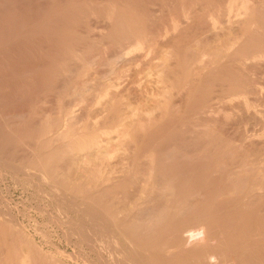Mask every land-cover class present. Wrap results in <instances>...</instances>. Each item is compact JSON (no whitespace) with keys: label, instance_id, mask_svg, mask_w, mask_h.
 I'll use <instances>...</instances> for the list:
<instances>
[{"label":"rangeland","instance_id":"rangeland-1","mask_svg":"<svg viewBox=\"0 0 264 264\" xmlns=\"http://www.w3.org/2000/svg\"><path fill=\"white\" fill-rule=\"evenodd\" d=\"M0 264H264V0H0Z\"/></svg>","mask_w":264,"mask_h":264},{"label":"bare ground","instance_id":"bare-ground-1","mask_svg":"<svg viewBox=\"0 0 264 264\" xmlns=\"http://www.w3.org/2000/svg\"><path fill=\"white\" fill-rule=\"evenodd\" d=\"M247 4H249V3H247ZM242 5H243V4H242ZM245 5H246V4H245ZM241 7H242V6H241ZM243 7H244V6H243ZM248 7H249V6H248ZM9 9H10V8H9ZM198 10H199V9H198ZM215 10H216V9H215ZM242 10H243V9H242ZM208 11H209V10H208ZM214 13H216V12H214ZM214 15H215V14H214ZM210 16H211V15H210ZM238 16H239V15H238ZM245 16H246V15H245ZM202 17H203V16H202ZM202 17H201V18H202ZM206 17H207V16H206ZM216 20H217V18H216ZM217 21H218V20H217ZM242 21H243V20H242ZM242 21H241V22H242ZM211 22H212V21H211ZM220 22H221V21H220ZM220 22H218V23H220ZM212 23H213V22H212ZM237 23H238V22H237ZM242 23H244V21H243ZM209 24H210V23H209ZM215 24H216V23H215ZM217 25H218V24H217ZM206 27H207V26H206ZM208 27H209V26H208ZM248 28H249V27H248ZM252 28H253V27H252ZM175 29H176V28H175ZM193 29H194V28H193ZM214 29H215V28H214ZM236 29H238V28H236ZM192 31H193V30H192ZM232 31H233V30H232ZM193 32H194V31H193ZM234 32H235V31H234ZM12 33H13V32H12ZM225 34H226V33H225ZM179 35H180V34H179ZM221 36H222V35H221ZM224 36H225V35H224ZM239 36H240V35H239ZM235 38H236V37H235ZM221 40H223V39H221ZM26 41H27V40H26ZM214 41H215V40H214ZM135 42H136V41H135ZM149 42H150V41H149ZM221 42H222V41H221ZM138 43H139V42H138ZM144 43H145V41H144ZM146 43H147V42H146ZM224 43H225V42H224ZM151 44H152V43H151ZM222 44H223V43H222ZM225 44H226V43H225ZM138 45H139V44H138ZM147 45H148V43H147ZM143 46H146V45L144 44ZM143 46H142V47H143ZM151 46H152V45H151ZM140 48H141V47H140ZM208 48H209V47H208ZM137 49H138V48H137ZM227 49H228V48H227ZM138 51H139V50H138ZM168 51H169V50H168ZM206 51H207V50H206ZM15 52H16V51H15ZM255 54H256V53H255ZM255 54H254V55H255ZM160 60H161V59H160ZM202 60H204V59L202 58ZM168 61H169V60H168ZM198 61H199V60H198ZM163 62H164V61H163ZM201 63H202V62H201ZM168 64H170V63H168ZM196 64H197V62L195 63L194 66H196ZM204 64H205V63H204ZM162 65H163V64H162ZM198 65H199V63H198ZM160 66H161V65H160ZM203 66H204V65H203ZM206 66H207V65L205 64V67H206ZM164 67H165V66H164ZM202 68H203V67H202ZM151 69H152V68H151ZM199 69H200V68H199ZM129 70H130V69H129ZM190 70H191V69H190ZM192 70H193V69H192ZM197 70H198V69H197ZM197 70H196V71H197ZM204 70H205V69H204ZM196 71H195V73H196ZM200 71H202V70H200ZM197 72H198V71H197ZM191 73H192V72H191ZM193 73H194V72H193ZM193 73H192V74H193ZM200 73H201V72H200ZM165 74H166V73H165ZM195 75H196V74H195ZM165 76H166V75H165ZM198 76H199V75H198ZM151 77H152V76H151ZM162 77H163V76H162ZM160 78H161V77H160ZM163 79H165V78L163 77ZM196 79H197V78H196ZM97 80H98V79H97ZM88 82H89V81H88ZM111 82H112V81H111ZM162 82H163V80H162ZM135 83H136V82H135ZM85 84H86V83H85ZM144 84H145V83H144ZM165 84H166V82H165ZM128 85H130V84H128ZM133 85H134V84H133ZM92 86H93V85H92ZM108 86H109V85H108ZM144 86H145V85H144ZM165 86H166V85H165ZM73 87H74V86H73ZM112 88H114V87H112ZM146 88H147V87H146ZM86 89H87V88H86ZM134 89H135V88H134ZM75 90H76V89H75ZM83 90H85V89H83ZM88 90H89V89H88ZM86 92H87V91H86ZM70 93H71V92H70ZM79 93H80V92H79ZM136 93H137V92H136ZM84 94H85V93H84ZM112 94H113V93H112ZM133 94H134V93H133ZM153 94H154V93H153ZM79 96H80V95H79ZM111 96H112V95H111ZM100 97H101V96H100ZM93 98H94V96H93ZM112 98H113V97H112ZM55 99H56V98H55ZM87 99H88V98H87ZM91 99H92V98H91ZM72 100H74V99H72ZM84 100H85V99H84ZM164 102H165V101H164ZM235 102H236V101H235ZM72 104H73V103H72ZM78 104H79V103H78ZM91 104H92V103H91ZM104 104H105V103H104ZM107 104H108V103H107ZM143 104H144V103H143ZM109 105H110V103H109ZM78 106H79V105H78ZM66 107H67V106H66ZM81 107H82V106H81ZM149 110H150V109H149ZM45 111H46V110H45ZM104 111H106V110H104ZM42 112H43V111H42ZM47 112H48V111H47ZM209 112H211V111H209ZM50 113H52V112H50ZM129 113H130V112H129ZM48 114H49V113H48ZM53 114H54V113H53ZM126 114H127V113H126ZM209 114H210V113H209ZM209 114H208V115H209ZM44 115H45V114H44ZM54 115H55V114H54ZM82 115H83V114H82ZM133 115H134V114H133ZM227 115H228V114H227ZM128 116H129V115H128ZM137 116H138V115H137ZM51 117H52V116H51ZM151 117H152V116H151ZM202 118H203V117H202ZM43 119H44V118H43ZM92 119H93V118H92ZM144 120H145V119H144ZM69 121H70V120H69ZM73 121H74V120H73ZM137 121H138V120H137ZM145 121H147V119H146ZM41 122H42V121H41ZM74 122H75V121H74ZM79 122H80V121H79ZM143 122H144V121H143ZM153 122H154V121H153ZM136 123H137V122H136ZM141 123H142V122H141ZM98 124H99V123H98ZM143 124H146V123H143ZM143 124H142V125H143ZM59 125H60V124H59ZM73 125H74V124H73ZM127 125H128V124H127ZM129 125H130V124H129ZM129 125H128V127H129ZM131 125H132V124H131ZM135 125H136V124H135ZM142 125L140 124L141 128H142ZM147 125H148V124H147ZM195 125H196V124H195ZM143 126H145V125H143ZM151 126H152V124H151ZM68 127H70V126H68ZM128 127H127V128H128ZM152 127H153V126H152ZM63 128H64V127H63ZM72 128L74 129L75 127H72V124H71V128H70V129H71L72 132H75L74 130H72ZM127 128H126L125 130H123V131H128ZM129 128H130V127H129ZM141 128H140V129H141ZM76 129H77V128H76ZM143 130H144V129H143ZM71 131H70V133H69V130H68V128H67V132H65V134L63 133L64 135H62V136H63V137H66L65 139L67 140L68 135H69V134L71 135ZM144 131H145V130H144ZM134 132H135V131H134ZM140 132H142V130H140ZM146 132H148V131H146ZM125 133H126V132H124V135H125ZM131 133H132V132H131ZM73 134H74V133H73ZM109 134H110V133H109ZM128 134H129V132L127 133V135H128ZM107 135H108V133H107ZM119 135H120V134H119ZM119 135H116V137L119 136ZM127 135H126V136H127ZM122 136H123V133H122ZM122 136H121L119 139L123 138ZM129 136H130V135H129ZM71 137H72V136H71ZM75 137H76V135H75ZM75 137H74V138H75ZM58 138L60 139V138H62V137L59 135ZM58 138H57V139H58ZM107 138H108V137H107ZM117 138H118V137H117ZM127 138L130 139L128 136H127ZM127 138H126V139H127ZM62 139H63V138H62ZM72 139H73V138H72ZM97 139H98V137H97ZM97 139H96V140H97ZM112 139H114V138H112ZM124 139H125V138H124ZM66 140H65V142H66ZM99 140H100V139H99ZM92 141H93V140H92ZM110 141L112 142V140H110ZM117 141H118V140H117ZM119 141H120V140H119ZM127 141H128V140H127ZM127 141H126V142H127ZM130 141H131V140H130ZM59 142H60V141H59ZM63 142H64V140H63ZM68 142H71V141L68 140ZM88 142H90V141H88ZM96 142H97V141H96ZM98 142H99V141H98ZM124 142H125V141H124ZM116 143H117V142H116ZM122 143H123V141H122ZM128 143L130 144V142H128ZM133 143H135V142H133ZM67 144H68V143H67ZM73 144H74V143H73ZM90 145H91V144H90ZM114 145H116V144H114ZM120 145H121V142H120ZM126 145H127V143H126ZM66 146H67V147H66V149H67V148H68V145H66ZM94 146H95V145H94ZM116 146H117V145H116ZM118 146H119V144H118ZM118 146H117V147H118ZM136 146H137V145H136ZM95 147H96V146H95ZM99 147H100V146H99ZM121 147H122V146H121ZM125 147H127V146H125ZM87 148H88V147H87ZM100 148H101V147H100ZM110 148H111V147H110ZM123 148H124V147H123ZM118 149H119V147H118ZM120 149H121V148H120ZM198 149H199V148H198ZM111 150H112V149H111ZM116 150H117V149H116ZM122 150H123V149H122ZM125 150H126V149H125ZM69 151H70V150H69ZM69 151H68V152H69ZM119 151H121V150H119ZM112 152H113V151H112ZM135 152H136V151H135ZM71 153H72V152H71ZM99 153H100V152H99ZM121 153H122V151H121ZM121 153H119V154H121ZM130 153H131V152H130ZM93 154H94V153H93ZM103 154H104V153H103ZM107 154H109V153H107V152L105 151V155H107ZM113 154H114V152H113ZM105 155H103V156L105 157ZM127 155H128V154H127ZM89 156H91V155H89ZM116 157H117V156H116ZM116 157H115V158H116ZM121 157H122V156H121ZM89 158H90V157H89ZM101 158H102V157H101ZM112 158H114V157H112ZM127 158H128V157H127ZM148 158H149V160H150V159H151V156H148ZM72 159H73V158H72ZM79 159H80V158H79ZM123 160H124V159H123ZM126 161H128V160H126ZM144 161H146V160H144ZM80 162H81V161H80ZM136 162H137V161H136ZM147 162H148V161H147ZM149 162H150V161H149ZM149 162H148V163H149ZM102 163H103V162H102ZM116 163H117V162H116ZM119 163H120V162H119ZM125 163H126V162H125ZM77 164H78V163H77ZM82 164H83V163H82ZM117 164H118V163H117ZM149 164H150V163H149ZM2 165H3V164H2ZM151 165H152V163H151ZM151 165H150V166H151ZM73 166H74V165H73ZM87 166H88V165H87ZM111 166H112V165H111ZM113 166H114V164H113ZM113 166H112V167H113ZM115 166H116V165H115ZM115 166H114V167H115ZM146 166H147V165H146ZM119 167H120V166H119ZM123 167H124V165H123ZM152 167H153V165H152ZM43 169H44V168H43ZM111 169H112V168H111ZM40 170H41V169H40ZM119 170H120V169H119ZM122 170H123V169H122ZM125 170H126V169H125ZM127 171H128V170H127ZM120 172H122V171H120ZM123 172H124V171H123ZM123 172H122V173H123ZM150 172H151V170H150ZM145 173H146V172H145ZM120 174H121V173H120ZM150 174H151V173H150ZM25 175H26V174H25ZM116 175H117V174H116ZM116 175H115V176H116ZM57 176H58V175H57ZM149 176H150V175H149ZM215 176H216V175H215ZM236 176H237V175H236ZM59 177H60V176H59ZM116 177H117V176H116ZM241 177H242V176H241ZM56 178H57V177H56ZM60 178H61V177H60ZM98 178H99V177H98ZM108 178H109V177H107V179H108ZM88 179H89V178H88ZM100 179H102V177H100ZM147 179H148V178H147ZM182 179H183V178H182ZM104 180H106V179H104ZM104 180H103V182H104ZM110 180H112V179L110 178ZM178 180H179V179H178ZM99 181H100V180H99ZM108 181H109V180H108ZM120 181H121V180H120ZM95 182H96V181H95ZM170 183H171V182H170ZM104 184H105V183H104ZM139 187H140V186H139ZM163 187H164V186H163ZM163 187H162V188H163ZM167 188H168V187H167ZM158 190H159V189H158ZM159 191H160V190H159ZM254 191H255V190H254ZM165 193H166V192H165ZM169 193H171V192H169ZM198 193H199V192H198ZM215 193H216V192H215ZM202 194H203V193H202ZM202 194H201V195H202ZM140 196H141V195H140ZM192 197H193V196H192ZM253 200H254V199H253ZM228 202H229V201H228ZM253 202H254V201H253ZM249 205H250V204H249ZM140 208H141V207H140ZM214 212H215V211H214ZM199 231H200V230H199ZM201 232H202V231H201ZM14 242H15V241H14ZM9 247H10V246H9ZM22 259H23V258H22Z\"/></svg>","mask_w":264,"mask_h":264}]
</instances>
